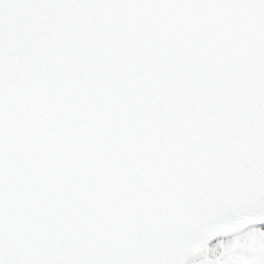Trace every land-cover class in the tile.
Segmentation results:
<instances>
[{
    "label": "water",
    "instance_id": "obj_1",
    "mask_svg": "<svg viewBox=\"0 0 264 264\" xmlns=\"http://www.w3.org/2000/svg\"><path fill=\"white\" fill-rule=\"evenodd\" d=\"M149 4L151 6L146 7V2L141 0H45L44 7L46 9L43 10L41 0H13L12 8L14 10L23 6L26 11L23 12L21 22L8 20L12 27L11 32L13 33L15 28L16 34L24 31L28 36L40 37L39 44L44 41L51 45L47 46L49 49H46L45 46L33 48L31 53L24 56L28 62L35 60L32 67L29 65L28 69L20 65L19 70L23 74L16 71L11 75L8 74L6 64L10 62V59L17 61L19 58L13 57L5 50L0 51V169L4 170L7 177L25 164L23 159L20 162L17 161L19 157H24L23 141L28 139L27 136L25 137L20 117L22 115L40 117L43 114L41 103L44 101L41 102L26 93L34 91L36 94L34 88H37L38 85L31 76V72L39 61L37 58L44 56V52L52 53V60L56 64L65 52L70 59L80 54H92L94 58H98L106 53L114 57L108 62L110 66L117 68L123 64V61L122 59L118 60L115 56H123L124 51H137V45L141 44L138 55L129 57L136 63H143L139 65L143 71L156 74L151 67L152 64L161 66L165 60L172 59L174 62L182 60V66L177 68L179 71L177 81L180 88H191L194 99L190 106L196 110L205 106L199 98L208 88L207 81L210 82L212 78L222 85L230 100L237 99L245 103V113L249 108L253 109L264 102V0H164L160 4ZM64 11L68 13L72 23H68L67 18L59 17ZM123 12H134L139 17L136 23L132 22L135 19L133 16L128 17V22L132 24L130 29L123 26V24H127ZM45 15L54 18L56 23H53L52 19H48ZM105 21L113 22L114 28H111L110 23L107 25L114 34L113 38L109 34L113 41L104 38ZM190 24L196 26L192 28ZM80 29H82V33L79 32ZM122 29L125 30L126 35L119 39V31ZM37 30L39 34H37ZM147 34L150 35L149 44L145 45L143 41ZM258 36L262 41L256 42ZM14 44L20 49L16 40ZM98 49L101 55L96 52ZM23 60L20 58L18 61L22 62ZM62 67L69 69L70 65H57L56 76L63 73ZM186 71L192 72L191 74H195L196 71L199 73L192 85L186 83ZM230 74H235L237 77ZM228 75L229 77H226ZM162 79L160 78L159 81L162 85H166L167 80L166 83H163ZM136 87L143 88V85L127 81L124 88L134 97H138L132 91ZM146 89H148L147 85ZM204 100L207 102L206 99ZM117 101L119 104H123V99ZM91 107L92 104H86L87 110H90ZM162 113L161 109L156 110L157 117H160ZM245 113L242 117L245 116ZM236 123L237 119H235L234 125ZM244 126L245 123L238 120L237 133L234 138L242 135ZM104 131L105 128H102L99 135ZM189 132H193L191 127H189ZM190 135L192 134L190 133ZM14 138H20L22 144H15ZM187 138L192 140L193 150L199 148L200 151L203 148V145L196 143L189 135ZM51 139L52 136H46L44 142ZM174 145L176 150L180 148L179 143ZM81 146L76 144L73 149L69 150L79 151L80 154H83L84 148ZM17 149L21 151L18 152ZM192 153L193 151H188L189 155ZM234 153L235 151H231L228 155L218 153L216 156L219 159L218 165H222L224 170L214 174L209 184L218 185L222 181H226L225 184H227L230 179L232 189H241L231 192L229 187H226V191H224L225 185H223L215 197L220 202L219 207L208 209L204 213L201 226L210 221L220 223L225 211H230L236 216L246 214L244 219L256 217L259 213L264 212V188L254 191L253 187L254 181L264 182V172L259 169L256 174H253L254 171L243 174L242 164H235L241 158V154L233 155ZM61 154V151L56 153V161L59 156L62 157ZM99 155L100 152L93 156H85L96 161L100 171L104 173L103 169L108 162L104 165L100 164L98 162ZM129 159L132 162L140 160L135 152H132ZM260 160L264 164V158ZM70 162V152L62 157L58 166L54 162L60 172L56 175L62 178L61 184L63 185L68 184L67 180L74 178L81 180L82 175L85 176L84 171L79 167L72 168L67 176H63L61 171H67ZM80 164L96 169L93 163L81 162ZM225 165H228L229 169ZM97 171L100 173L99 170ZM234 171L239 174L234 175ZM94 175L98 176L97 172ZM244 179H246L245 182H242ZM44 180H47L45 182L47 184L44 183L45 186L50 185L43 189L45 192H58V187L61 184L55 187L50 175ZM143 181L144 179L138 185L142 186ZM100 184L103 186L101 191L90 193L95 198L87 197L84 203H89V200L92 199L91 205H97V203L101 204L104 199L109 201V198H113V194L106 195L111 186L105 181H100ZM116 189L118 190L117 187ZM65 191L67 190L65 189ZM201 193L205 194L206 189H202ZM59 197L60 195L50 194L51 201H47L44 195L37 194L35 201L26 205V214L38 217L39 212L56 211ZM236 198L239 199L238 203L234 202ZM103 207L107 209V206ZM4 208H7V204L0 200V216ZM173 226H171V230L174 233ZM164 237L175 239L169 232H166ZM149 245L150 242H147L146 246ZM199 245L192 239H188L187 245H183L178 253L182 256V254L195 250ZM33 247V245L27 249L20 247L19 254L23 261H25L26 255L23 250H32ZM90 254L92 253L90 252ZM39 264H42V260Z\"/></svg>",
    "mask_w": 264,
    "mask_h": 264
},
{
    "label": "rangeland",
    "instance_id": "obj_2",
    "mask_svg": "<svg viewBox=\"0 0 264 264\" xmlns=\"http://www.w3.org/2000/svg\"><path fill=\"white\" fill-rule=\"evenodd\" d=\"M264 264V229L217 242L199 264Z\"/></svg>",
    "mask_w": 264,
    "mask_h": 264
}]
</instances>
